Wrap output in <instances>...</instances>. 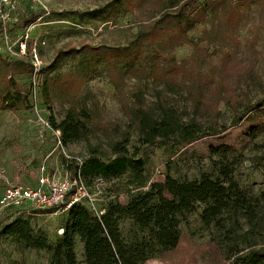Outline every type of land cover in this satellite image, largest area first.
<instances>
[{"label":"rangeland","instance_id":"1","mask_svg":"<svg viewBox=\"0 0 264 264\" xmlns=\"http://www.w3.org/2000/svg\"><path fill=\"white\" fill-rule=\"evenodd\" d=\"M249 4L35 0L27 5L26 15L16 14L6 33L0 27V194L6 186L30 181L43 163L71 172L74 166L57 149L58 129L52 124L71 115L89 132L64 146L85 165L123 158L114 148L128 141L129 167L103 178L98 207L126 206L167 176L186 181L212 174L213 161L227 167L248 197L264 196V0ZM180 17L198 24L186 30ZM161 93L185 121L225 131L193 140L171 134L141 146L127 110L139 104L156 109ZM91 178L94 188L98 177ZM202 210L198 204L183 216L175 249L145 264H233L236 249L264 247V216L239 228L227 220L216 229L204 226ZM28 211L0 209V264H54L53 249L68 215ZM17 221L27 222L25 230L51 248L2 234ZM119 228L125 238L136 230L130 218H122ZM74 249L77 263L85 264L79 238Z\"/></svg>","mask_w":264,"mask_h":264},{"label":"trees","instance_id":"2","mask_svg":"<svg viewBox=\"0 0 264 264\" xmlns=\"http://www.w3.org/2000/svg\"><path fill=\"white\" fill-rule=\"evenodd\" d=\"M180 1L170 0V7H175ZM245 1H250L251 5L257 2L242 0ZM168 16L167 14L165 17ZM180 18L178 21L185 24L186 30L193 29L198 24L196 18ZM43 95L46 104L49 103V84L45 85ZM156 107L152 109L139 104L133 110H127L128 117L140 132L141 146L152 144L156 138L171 134H180L185 140H193L225 131L212 126L204 129L196 120L185 121L175 106L163 97V93L158 95ZM52 124L61 132L63 145L79 141L89 132L84 123L71 115L58 125L54 122ZM127 142L114 148V153L123 158L108 164L98 161L84 164L82 174L86 181L87 178L92 179L93 175L106 178L124 173L129 167L125 157L129 155ZM213 163L215 168L212 174L205 173L199 179L186 181L167 176L165 183L151 184L126 206L111 203L100 218L94 216L84 205L73 206L67 213L68 220L62 238L53 249L54 264H78L74 249L75 238H79L84 244L85 264H145L178 246L182 218L193 212L198 204L203 206L201 221L207 228L222 229L227 220L239 228L243 223L252 225L262 219L264 196L248 197L231 177L226 166L219 167L220 162L216 161ZM122 218L132 219L136 229L127 238L120 232L119 223ZM26 226L27 222L17 221L5 227L2 234L21 236L34 248H51L46 239L41 241L30 230H25ZM232 257L233 264H264V247L246 252L236 249Z\"/></svg>","mask_w":264,"mask_h":264},{"label":"built area","instance_id":"3","mask_svg":"<svg viewBox=\"0 0 264 264\" xmlns=\"http://www.w3.org/2000/svg\"><path fill=\"white\" fill-rule=\"evenodd\" d=\"M35 0H0V27L2 32L14 20L16 14L24 16L29 6ZM30 3V4H29ZM26 45L21 53H25ZM57 139V149L61 150L66 163L74 166L71 172H62L58 167L52 170L43 163L34 175L30 174V181H20L4 187L0 194V209L14 210L28 213V210L54 209L58 213L67 214L75 205H84L96 217L100 218L106 208L97 206V197L104 192V179L97 178L92 188L88 185L82 168L84 159L74 157L63 145L59 130L54 131ZM49 157V156H47Z\"/></svg>","mask_w":264,"mask_h":264}]
</instances>
